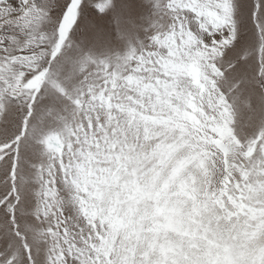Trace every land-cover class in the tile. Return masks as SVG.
<instances>
[{
  "label": "snow or ice",
  "instance_id": "1",
  "mask_svg": "<svg viewBox=\"0 0 264 264\" xmlns=\"http://www.w3.org/2000/svg\"><path fill=\"white\" fill-rule=\"evenodd\" d=\"M0 264H264V0H0Z\"/></svg>",
  "mask_w": 264,
  "mask_h": 264
}]
</instances>
